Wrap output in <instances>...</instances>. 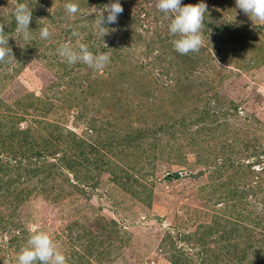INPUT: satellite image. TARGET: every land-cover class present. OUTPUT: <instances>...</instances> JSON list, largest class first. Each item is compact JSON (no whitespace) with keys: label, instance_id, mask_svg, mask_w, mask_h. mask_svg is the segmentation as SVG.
I'll return each mask as SVG.
<instances>
[{"label":"rangeland","instance_id":"1","mask_svg":"<svg viewBox=\"0 0 264 264\" xmlns=\"http://www.w3.org/2000/svg\"><path fill=\"white\" fill-rule=\"evenodd\" d=\"M110 2L0 0L13 53L0 63V264L33 228L68 264H264V23L235 0H181L208 10L201 49L180 55L155 0H119L101 37ZM17 3L32 11L27 41ZM79 42L107 67L63 62L59 45Z\"/></svg>","mask_w":264,"mask_h":264},{"label":"clouds","instance_id":"2","mask_svg":"<svg viewBox=\"0 0 264 264\" xmlns=\"http://www.w3.org/2000/svg\"><path fill=\"white\" fill-rule=\"evenodd\" d=\"M236 7L243 11L253 22L264 23V0H235ZM155 8L164 14L168 20L167 30L171 37L174 50L180 55L199 52L203 45L202 29L204 27V14L208 10L204 2L182 5L181 0H155ZM65 11L70 15L79 12V6L68 2L64 5ZM99 19L95 21L96 28L101 37L108 34L105 24H115L118 16L123 13L119 0L104 5L98 12ZM105 13L107 16L105 17ZM16 22L15 31L27 41L30 40L31 30L29 24L32 11L27 5L17 3L13 9ZM4 24H0V63L6 57H13L12 49L8 46L9 37L4 35ZM39 37L47 40L52 33L47 26L40 27ZM73 36L78 33L73 31ZM58 56L68 65L82 63L94 71H102L110 63L107 53L90 51L89 46L83 42L74 47L70 43H63L56 49ZM16 264H68L66 256L57 249L52 238L43 231L31 230L26 246L22 247L16 256Z\"/></svg>","mask_w":264,"mask_h":264}]
</instances>
